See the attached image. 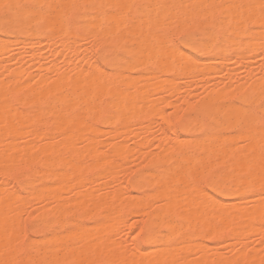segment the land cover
Masks as SVG:
<instances>
[{"label":"bare ground","instance_id":"obj_1","mask_svg":"<svg viewBox=\"0 0 264 264\" xmlns=\"http://www.w3.org/2000/svg\"><path fill=\"white\" fill-rule=\"evenodd\" d=\"M29 1H33L35 5H40L43 3L44 5L57 4V3L71 5V4H76L77 1L80 5L93 4V3L96 4L140 3V4H149V5L154 4V6H158V7L151 8L153 10L152 13H151V9L150 11L148 10L149 12H147V9H144L143 13L146 15V17L150 16L152 23L154 25H157L164 32L173 31L172 29L170 30L166 29L168 25L167 20L176 18L175 16L177 14L180 15L182 14L184 16L185 22L188 21L191 22V20L197 19L198 21L208 23L209 25L207 29H209V31L205 32L203 30L204 35H213V34L216 35L217 33H221L225 38L222 48L219 49L214 54L210 56L201 57L200 59L195 60L194 64L191 67L185 68L178 65H174L175 67H173V65L170 64L168 70L164 72L163 75H158L154 73L150 77L148 84L147 82H145V80H143V78L146 77H144V75L142 74L143 72L141 71L139 72L141 73L140 74L141 76H137V78L132 76L134 75L132 73L131 74L125 73L122 77L116 78L117 83L120 84V87L116 88L110 82H102L103 80L100 79L98 73L100 66L98 65L99 63L97 64L96 62L95 65L92 67L91 73L84 72L78 74V77L83 80V85H81L78 88V90L81 93L86 89L88 96L76 95L73 93L75 89L73 85L75 74L70 75L69 73L70 67L75 65L73 61H68L65 65L62 66L61 69H63V71L56 78L55 81H50L46 79L43 80L42 85L38 86L35 92L33 93H31L32 92L31 88L27 87L26 85H23V80H27L30 78L38 79L40 78V75L39 74L32 75L30 72L27 71L26 68L17 71L13 75V77H9L8 79L5 80H0V125L5 124V126H1L0 128H8V127L18 128L21 118H27V119L32 118V120H27V122L25 123V126L30 128L33 127L34 125H38L39 122L46 117L48 118L55 117L52 119L53 120L55 119L57 130H59L60 127H64L65 129H67V131L65 132L58 131L59 132L58 138H60L63 141V144H65L66 142L74 143L76 139L73 137L72 131L74 129H82L84 132L83 140L86 143L85 152L83 153V160L88 161L90 159H95L97 162V165L92 172L91 180H93L95 176H98L101 173L103 174L109 173L112 176H116V175L118 176L122 171L117 172L115 170V164H114L115 161L117 159H120L121 163L123 164L124 162L126 163L128 158L134 151L129 145H127L128 144L127 141L134 136H142L145 134L148 135L151 132L150 128L145 127L144 124L142 125V122L143 121L145 122V120L149 116H153L155 112L163 110L160 104L158 103H152V102L147 103V96L155 93L153 87L156 84L162 82L163 83L162 91H166V92L168 91L169 87H171V89L173 90L171 94L172 95L175 94L176 96V94L178 93H176L175 88H177L180 84L183 83L182 81H180V79L184 80L189 77H192V74L194 72H198L197 70H200L201 68H205L203 72L201 71V75L199 76L197 75L198 78L195 77L196 75L194 76L195 78H197L195 84L198 82L199 84L202 83V85L204 86L211 82L209 91L205 95H203V97H201V99L198 102L185 101L187 108L195 107L196 109L206 108L216 102L224 101L226 98H234L238 96L249 97L251 91L253 90L259 91L264 88V70L260 73L261 77L256 78V76L253 75V73L250 71L244 76H237L234 74L235 72L231 73L230 70L227 69L225 66H224L225 68L220 66L222 64L225 63L227 64L228 62H230L233 56L240 58L244 64H247L246 66L249 65L251 66L250 63H252V61L248 62L247 59H254L260 53L262 47L261 34L259 33V31L251 32L248 30L249 27L253 26L252 21L259 17L260 9L258 7L254 9H248V8H235V7H227V6L248 5V4L259 5L261 0H229L224 12L220 11L218 5V3L223 0H211L210 2L207 3L205 0H200V1L197 0H46V2L45 0H0V8L2 9H4L2 7V5L4 4H10L13 6L11 8V11L5 10L2 14H0V44L6 41L5 40L6 37H12L13 35L16 36V34L25 31L28 25L32 24L33 22L41 21V20L45 22L46 29L48 30L49 33L55 35L59 34L61 41L63 42L68 41V36L71 33V31L70 28H68L69 26L67 27L66 25V19L63 16V12L60 11L56 15H50L46 10L42 13L34 7L33 9H29L26 7V3ZM204 5H216L217 7L206 8L203 7ZM132 14L133 16L137 14L136 9L132 10ZM182 15L181 17H183ZM79 20H80L79 21L80 28L85 31L82 34L72 32V34H70L69 36V39H71L70 37L72 36L74 37V39L78 37L79 38L78 40L82 38H84V40H88L85 38V35H87L88 33H92L91 35L94 36L95 40H100L109 46H111V44L114 42H118L119 44V42L124 41L125 38L127 43L133 44L134 46V40L129 37H135L140 31L139 22H137V26H129L126 23H120L118 27H112L113 18L102 16L101 10H96V12L94 13L90 9L88 12L85 13L84 16H81ZM210 28H212V30ZM213 30L214 33H212ZM26 32H28V30ZM144 32L147 33L146 27L144 28ZM29 36H30L29 45L31 46L27 48L28 50L30 49L29 51L31 50L33 51L35 49V44L37 43V42L35 43L33 40L37 36V34L32 33ZM154 38L160 39L161 37H154ZM54 39L55 38H50L49 36L46 37L47 42H50ZM90 39L91 38H89V40ZM18 42L21 43L20 40ZM20 43H18V45ZM7 44L8 42L5 45ZM5 45L4 46L2 44L0 45L1 55L5 54L9 49L8 48L9 45L8 46ZM239 46H241V48L240 51L237 52L236 50ZM248 49L250 50V54L247 55L246 57V51ZM36 51H38L37 54L38 58L42 57V55H45L44 49H40L38 47ZM134 51L130 47L128 50H126V53L132 55L133 57L132 63L139 66L140 69H143L144 65L141 64L138 59H136V56L138 54L137 50L136 53ZM25 53L27 52L17 51L14 54H10L11 56H9L8 59L9 58L11 59L7 61H11V60L18 61L19 59L25 57ZM63 54L62 56H64V58L67 57L68 55L66 53ZM13 56L15 57V59H13L14 58ZM85 56H87L86 49L80 50L78 52L79 58H83ZM212 58L213 61H211ZM6 63H8L6 62V59H3V62H1L0 65V69H3L9 65V63L8 64ZM246 66L244 65L243 67ZM43 68L44 66H42L41 64L40 70ZM174 70H176V73L180 78L179 81H173L172 79H168V76ZM96 72L98 73V75ZM226 74H228V76L230 75L229 76L230 78L227 77L228 81L223 82L221 79H219ZM162 76H165V79L162 80L161 79ZM132 77L134 78L133 80ZM217 78L219 79V81L215 80ZM126 79H130L131 81L130 82L128 81V83H124ZM101 90L107 91L108 93L107 102H105L104 104L93 102L94 104L96 103L98 105H93V103L91 105L88 101H90V98L92 99L93 97L92 95H97L98 92ZM129 94H132V99L131 97H128ZM189 97L194 99L195 95H189L188 98ZM52 100L53 103H50ZM58 103L65 104L63 105L65 107L63 114L56 112L58 111L57 110L58 108H56V105H58ZM85 108L89 110L88 112H91L90 117H86L84 115V112L87 111V110L84 111ZM76 109L79 110L81 113L80 115L78 114L77 117L72 118L70 113L72 112V110H76ZM175 110L178 109L175 108ZM101 113H106V120L104 119L103 120L105 121V124L108 126H111L114 123V121L124 120L123 125H121L122 128L119 126L121 128L120 130H117L118 128L114 130V132H116V130L117 132L113 136H111L112 138L111 139L112 141L110 143L111 149L105 153H102L100 151V143L99 142L93 143L94 141L90 138L91 134H99L102 132L97 122L99 120ZM46 120L44 121V123H46ZM121 130L125 131V136L122 139L118 135V131ZM173 135L174 137L178 136L177 133H173ZM200 143L202 144V142ZM63 144L57 146L52 151L49 152L47 151L48 154L44 155V158H42L43 157L42 155L38 156L41 159H37V157L34 155L32 150L25 149L26 154L23 156L24 158L22 157V159H20V161L21 160L23 161L24 159V162L28 166L33 167V165L36 164L38 160H40V163L43 164V166H45L44 168L49 170V168H51L57 162L53 156V153L56 152L57 150H60L63 147L62 146ZM148 144L149 143L146 141L141 142L138 145L136 144L138 146L137 149H143ZM188 144L189 143H184L179 145L177 147L178 148L177 156L173 158L169 156L167 154V151L164 149L157 156H152L150 158L148 157L149 158L148 160L151 164L158 165L160 167V173L146 172V175L141 179L143 180L144 178L148 177L150 182L148 181L147 184H151L152 186L151 192L148 194L146 193L144 195V198H140L136 196L137 194L134 196L132 195L131 199L129 198V200L128 198L124 199L122 197L116 196L117 193L123 192L125 190V187L112 188L104 197H102V195L99 196V194L96 195L95 193H92L91 198L93 199V206H94V208H92L93 211L94 210L101 211V209H106L108 206L111 205L121 210L120 215L129 218L131 216H135L137 213H142L143 215L148 213V210L152 205L151 201L153 200V198L159 201V203L160 201H164L161 202L160 204L162 205L161 207L160 205H158L159 208L156 209L153 219L149 223L145 224L144 227L154 229L157 226L160 217L162 216L161 214L165 212H173L172 219L169 222L164 221V223H165L166 231L171 230L173 232V236L175 238L178 237V239L177 240L175 239V241L173 242L175 248H178L179 246L183 245V243L185 242L184 236L186 234L188 226L192 225L193 227H195L196 225L199 224V225H204L206 229L211 228L212 226L211 220L213 219L214 211H216L217 208L224 206L226 204L224 202V198L227 197H223V199L217 200L216 205L212 207L208 203H203L202 200L198 198L195 190V195L193 196L195 199L191 201L192 203L190 208L188 209L184 208L181 199H176V201H174L173 203L172 206L173 208H168L165 202L166 199H164V192L160 190L161 186L164 184L165 191H168L173 189L176 184L182 183L187 187V189H189L192 187V181L197 176L201 175L200 171L198 170L199 164H203L204 169H206L209 167V164L211 165L213 159L219 158L221 156L227 158H236L234 167L231 166L235 172H239V173L242 171L246 172L248 170L249 164H251L253 168V179L258 180L259 179L258 174L260 171V163H261L260 147L259 144L257 143L255 145H249L247 149L227 148L221 150V149H214L211 146H203L202 144L201 149L195 152L196 154H194L193 152L192 154L194 155L192 154L189 155L191 151H189L188 148L186 147V145ZM133 147H135V145ZM71 151H73V153L69 154L70 155L69 163L71 169L74 170V172L83 170L85 167L84 165L79 164L77 162L76 153L74 149ZM137 151L138 150H136V152ZM38 152L39 153L43 152V149L39 148ZM253 152L255 153L254 155L252 154ZM4 161H6L5 158L0 157V169H3V167L5 166ZM181 162H183V164H181ZM178 163H180L179 167H175L173 165ZM180 165H184V166H180ZM172 166H174V168ZM125 172L126 171H124V173ZM141 172H143V170ZM35 173L37 174L38 171H36ZM39 173L42 174L43 179H46V181L49 180L50 182L48 184L45 182L47 184L45 185V188L42 189L37 188L38 189L37 190L34 189V187H31L35 191L32 190V192H29L27 195L22 194L15 189H11V193L16 196V200L13 203L15 210L18 209L19 205H21L22 203L32 201L37 196L45 195V194L47 195L54 194L57 191V188H59L63 184H65L64 185L65 192L67 194L72 193L73 187L71 181L62 183L63 182L62 178L56 177L55 174L51 175L50 172L48 171L39 172ZM139 173L132 175V179L135 180L136 176L139 175ZM0 176L2 177L4 176L3 172H0ZM36 176L38 177L39 174H37ZM40 177L38 178L40 179ZM34 181L36 180L34 179ZM3 185H7V183H4ZM1 200H3V198H1L0 201ZM229 204L230 203H227L226 205ZM60 205H62V203L60 204L58 203L57 207ZM232 206H234V204ZM236 209L234 208V210ZM230 211H232V209L229 211H227L226 209L224 210L223 212L224 217L222 219L223 222H228L231 216H233L232 219L234 220L235 224L236 223L238 224L240 220L244 222V225H242L241 229H239V227L241 226L239 224L238 226L236 225L233 226V227L236 226L239 229V232L237 234L238 243L236 245L249 242L251 230H253L252 224L263 222L264 212H262L260 208L255 207L250 210L249 214L247 213L243 216H239V214L237 213L239 211H236L235 215L233 214L229 217V214H231ZM183 212L184 214H182ZM198 214H201V216L199 217ZM109 216L111 223L107 226L108 236L107 239L104 240L105 243L106 242L110 243L112 242V240L118 237V230L116 229V224H115L117 217L111 214H109ZM15 218H16L15 214L14 216L5 215L4 208H2V205L0 204V244L4 245L2 248H0V259H3L4 262H10L18 258L19 235H17V233H19L20 230V225H19L20 220H18L19 222L16 221L15 223H12L11 221L15 220ZM131 226L132 225H130V227ZM233 229H230L229 231L230 232L234 231ZM60 231L62 232L63 229H61ZM254 231L256 233H261L260 228H254ZM101 236L102 235L99 233L94 235H88V240H86L87 242H85V244H90L93 240H98V242L102 244L103 241H101L102 238ZM55 239L56 240H54L53 244L57 243L60 238L57 237ZM41 241L46 242L45 240L44 241L41 240ZM77 241H79V238H74L71 241L72 242L71 244L73 245ZM218 242L219 239H216L211 243L210 246L206 247L202 239H197L194 242H192L189 246L191 248L197 247V248L215 249L217 247ZM236 245L234 246L236 247ZM141 248L139 249L135 248L133 250V253L129 254L128 256L125 250L123 249L121 250V248H117V249L114 248L113 252L115 253L116 256L115 260L127 261L128 264H133V262H135V264H139L141 260L149 259L152 260L154 264H163V261L166 258H168L167 254L164 253L165 249L156 250L153 254H150L151 252L148 254L146 253V251L144 252ZM71 251H75L77 254H79L80 248L72 246L71 250L67 249L66 253L70 255ZM176 251L177 249L174 250L173 255H175ZM190 256L191 254L182 257V262L180 264H192V262L195 259L193 258L191 260L190 259L188 260ZM202 257L203 256H200V258ZM212 264H264V255L262 256L258 252L252 251V254H240V255L233 254L232 258L231 257L224 258L223 256H218Z\"/></svg>","mask_w":264,"mask_h":264},{"label":"rangeland","instance_id":"obj_2","mask_svg":"<svg viewBox=\"0 0 264 264\" xmlns=\"http://www.w3.org/2000/svg\"><path fill=\"white\" fill-rule=\"evenodd\" d=\"M197 1H200V0H197ZM205 1L207 3V2H210L211 0H205ZM228 1L229 0H223L218 3L219 6L220 5L224 6V7H219L221 12H224ZM76 4L80 5L78 1ZM135 4H140V3H135ZM34 5L35 4L33 1H29L26 3V7L29 9H33L32 6ZM152 5L154 6V4ZM150 9L151 8L147 9V12H149ZM78 10L79 9L74 10L73 15H76L79 18L85 15L86 12H84L83 9L79 11ZM4 11L5 9L0 8V14H2ZM6 11H11V8ZM40 12L43 13L44 11H40ZM152 12L153 10L151 9V13ZM177 15L175 16L176 18L167 20V24H168L166 27L167 30L172 29L174 32H177V34L185 33V32L187 33L199 32L200 35H204L203 28L205 27L207 28L209 25L208 23L198 21L197 19L191 20V22L190 21L185 22L184 16L182 14L181 15L183 17H181L180 14H177ZM79 18L74 23H69L66 20V25L67 27L69 26L68 28H70V31H71L70 34H72V32L82 34L85 31L80 28ZM210 29L212 30V28ZM27 30L28 32H26ZM32 33L37 34V36L33 40L35 43L36 42L37 43L35 44V49L33 51L32 50L29 51L30 49L28 50V48L29 46H31L29 45V41H30L29 35ZM212 33H214V30L212 31ZM91 34L92 33H88L87 35H85V38L88 40H84V38H82L83 40L82 39L78 40L79 39L78 37L76 38L77 39L76 40L72 36L70 37L71 39H69V36H68V41H69V44H68V41L63 42L60 40L59 34L55 35V34L49 33L48 30L46 29L45 22L43 20L33 22L32 24L26 27L25 31L16 34V36L13 35L12 36L13 38L6 37L5 38L6 41L4 40L5 42L1 43L4 46L8 42V44L5 46L9 45L8 46L9 49L5 54H2V55L0 54V65H1V62H3V59H6V62H8L9 65L3 69H0V80H5V79H8L9 77H13V75L17 71H19L20 69L26 68L27 71L30 72L32 75H37V74L40 75V78L38 79L30 78L27 80H23V85H26L27 87L31 88V91H32L31 93H33L35 92L38 86L42 85L43 80L46 79L50 81H55L56 78L63 71V69H61L62 66L65 65L68 61H73L75 65L71 66L69 70L70 75L75 74L74 80H73V85L75 89L73 93L76 95L88 96L86 89L85 91L81 93L78 90V88L81 85H83V80L78 77V74H81L84 72L91 73L92 67L95 65L96 62L97 64L99 63L98 65L100 66V61L97 60L96 50L100 47L99 43L102 42L100 40H95L94 36ZM48 36L50 38H55V39L50 42H47L46 37ZM216 37L218 40L222 42L225 41V38L221 33H217ZM89 38H91L90 39L91 41L89 40ZM19 40L21 41V43L18 42ZM124 41H120L119 44L118 42H114L111 44V46L115 45L118 49L124 51L125 55L132 62L133 57L132 55L127 54L126 50H128L131 47V49L134 51L136 49V46L135 45L133 46V44L127 43L126 38ZM18 43L20 44L18 45ZM38 47L40 49H44V52H45V55H42V57H39V58L37 57L38 51H36ZM240 48L241 46H239L236 51L239 52ZM85 49L87 50V56L83 58H79L78 52L80 50H85ZM136 50L134 51L135 53H136ZM15 51L16 52L22 51V52H27V53H25L24 58L19 59L18 61L16 60L7 61L11 59V58L8 59V57L11 56L10 54L16 53ZM63 53L68 54L67 57L64 58V56H62ZM249 54H250V50L248 49L246 51V57ZM31 58H34V59H31ZM213 58L211 61H213ZM13 59H15V57ZM247 61L248 62L252 61V63H250L251 66L249 65L250 67L246 66L247 64H244L240 58L233 56L230 62H228L227 64L226 63L222 64L220 66L221 67L225 66L227 69L230 70L231 73L235 72L234 74L237 76H244L250 71L253 73V75L256 76V78H260L261 77L260 73L264 70V57L258 54L256 58L247 59ZM41 64L42 66H44V68L40 70ZM244 65L246 67H243ZM137 67L139 68V66ZM173 67L175 66L173 65ZM204 69L205 68H201L200 70H197L198 72H194L192 74V77H189L184 80L180 79L178 74L176 73V70H174L168 76V79H172L173 81H179L180 79V81L183 82L177 88H175L176 93H178L176 94V96L175 94L173 95L171 94L173 92L171 87H169L167 92L162 91V85H163L162 82L156 84L153 87V89L155 90V93L147 96V103L148 102L158 103L160 104L163 110L155 112L153 116L148 115L150 117L149 118L147 116L149 118V119L147 118L149 121L146 119L145 122L143 121L144 123L142 122V125L144 124L145 127L150 128L151 132L148 135L145 134L142 136H134L130 140L127 141L128 144L127 143L126 144L129 145L134 151L128 158L129 161L127 160L126 163L125 162L124 164L121 163L120 159H117L115 161L114 163L115 170L117 172L122 171L118 176L117 175L112 176L109 173H105V174L101 173L100 175L95 176L93 180H91L92 172L95 169L97 162L95 159H90L88 161L83 160V153L85 152V145H86V143L83 140V135H84L83 130L74 129L72 131V135L76 139V141L74 143L66 142L65 144H63V141L60 138H58V133L65 132L67 131V129H65L64 127H60V129L57 130L55 119L54 120L52 119L55 117H52V118L50 117L51 119L46 117L44 118L45 120L47 119L46 123H44L45 120L42 119V121H40L38 125H34L33 127H30V128L25 126V123L27 122V120H32V118L31 119L21 118L18 128H11V127L0 128V157H4L6 160L4 161L5 166L3 167V169H0V172H4L6 167L16 169L17 165L19 166L20 164V165H23V168L25 170H28L31 168V171L33 172V175H34L33 176L31 172L30 175L26 176L28 178L23 177L24 179L23 186H21L16 180L8 179L5 176L3 177L0 176V199L3 198V200L0 201V204L2 205V208H4L5 215H8V216H14V214L16 215L15 220L11 221L12 223H15L16 221L19 222L18 220H20V224H19L20 230H19V233H17V235H19L18 237L19 241H23L25 237H27L28 240L32 241V244L41 243L40 245H45V244L52 245L54 240H56L55 238L57 237L49 238V233L55 232L57 231V229L53 226V227H49L47 230H43V228L40 226V222L42 220L56 222L59 220L62 221V220L75 217V219L80 225L85 226L83 229L85 235L83 237H80L79 241H77L76 243L72 245L73 247H78L80 248V250L81 249L86 250L89 246V244H85V242H87L86 240H88V235H94V234L99 233L102 235L101 241H103V243L101 245L107 246V250L113 259L116 258L115 253L113 252L114 248L116 249L121 248V250L122 249L125 250L127 253V256L133 253L135 246L127 242V235H128L127 232H118V237L112 240V242L110 243L104 242V240H106L108 236L107 226L111 223L110 216L109 214H106L103 211L102 212L99 210L93 211L92 208H94V206H93V199L91 198V195L92 193H95L96 195L99 194V196L102 195V197H104L107 195V193L112 188L125 187V190L121 193H117L116 196L122 197L124 199L128 198L129 200V198L131 199L132 195L134 196L137 194L136 196L140 198H144V195L146 193L148 194L151 192L152 186L151 184H147V182L149 181L148 177L144 178L143 180L139 182L137 181L136 183H133L134 180L132 179V175L138 174L139 172L141 173L142 170L145 173L146 172L147 173H150V172L160 173V167L158 165H153L149 162L148 159L150 157L157 156L164 149L167 151V154L173 158L177 156V153H178L177 147L179 145L184 144V143H193V141L189 140L188 137L184 133H177L178 135L177 137H174L173 133L170 135L164 133L163 128L161 127V124L158 123V121L160 120L161 116H163L165 120H168L169 117H172L175 120H179L180 116H183L188 112H192L196 110L195 107L187 108L185 101L198 102L201 99V97H203V95H205L209 91L211 82L204 86L202 85V83L199 84L198 82L195 84V81L197 80L198 76L201 75V71L203 72ZM140 70L143 72L142 74L144 75V77H146V78H143V80H145V82H147L148 84L150 77L154 73L149 72L146 68H143ZM98 73H99L100 79L103 80L102 82H109L107 79H105V74L103 73V69H101V67ZM132 74H134L132 76H134L135 78H137V76H141L140 75L141 73L139 72H133ZM194 76L197 78H195ZM229 76L228 74H226L222 78H219V79H221L223 82L224 81L226 82L228 81L227 77L230 78ZM130 79H126L125 81L124 80L123 81L124 83H128V81L129 82L131 81ZM133 79L134 78L132 77V80ZM161 79L162 80L165 79V76H162ZM219 79L217 78L215 80L219 81ZM189 95H195V98L194 99L190 97L188 98ZM92 96H91L92 99L89 97L91 102L88 101L91 105L93 102L104 104L105 102H107L108 93L107 91L101 90L98 92L97 95H92ZM128 97H131L132 99V94H129ZM248 98L253 100L256 104H259L261 99H264V88L259 91H255V90L251 91ZM50 103H53V100ZM96 103L95 104L93 103V105H98ZM63 105L65 104L58 103V105H56V108H58L57 109L58 111H56L57 113L59 112L63 114V111L65 109ZM169 106L172 107V111L168 112L165 115V109H168ZM175 108H177L178 110H175ZM85 110L87 109L85 108L84 111ZM88 111L89 110L84 112V115L86 117L91 116L90 115L91 112H88ZM80 113L81 112L76 109V110H72L70 115L72 118H74V117H77L78 114L80 115ZM177 113H179V115H176ZM103 119L106 120V113H101L99 120L97 121L102 132L99 134H91L90 138L94 141L93 143L99 142L100 151L102 153H105L111 149L110 147V143L112 141L111 136H113L117 132V130H120L122 128L121 125H123L124 120L114 121V123L111 126H108L105 124V121ZM1 126H5V124L0 125V127ZM116 128L118 129L116 130V132H114ZM118 135L122 139L125 136V131H122V130L118 131ZM144 141L148 142L149 144L143 149H137L138 148L137 145ZM61 144H63L62 145L63 147L60 150H57L56 152L53 153V156L57 162L55 161L56 164H54L51 168H49V170L44 168L45 166H43V164L40 163V160H38L39 162L37 161L38 163L36 162V164H34L33 167L28 166L24 162V159L23 161L22 160L20 161V159H22V157L26 154L25 149L32 150L34 155L37 157V159H41L38 156L42 155L43 156L42 158H44V155L48 154L49 151H52L53 149H55L57 146H60ZM134 145L135 147H133ZM39 148L43 149V152L39 153L38 152ZM73 149L76 153L77 162L79 164L84 165L85 167L83 170L74 172V170H72L70 167V163H69L70 155L69 154L73 153V151H71ZM136 150L138 151L136 152ZM192 153L193 152L189 153V155H191ZM194 154L196 153L194 152ZM213 160L211 162V165L209 164V167L206 169H204L203 164H199L198 170L200 171L201 175H203L205 171L207 172V171L219 170L221 173V176L224 177L234 170L231 166L234 167L236 158H227V157L221 156ZM179 164L180 163L173 164V165L175 167H179ZM181 164H183V162H181ZM174 166L172 167L174 168ZM180 166H184V165H180ZM41 169L42 170L44 169V170L42 171ZM33 170L35 172L38 171L37 173L39 174L38 177L41 176L42 178L40 177L39 179L36 176L37 174ZM45 171L50 172L51 175L55 174L56 177H61L63 181L62 183L71 181L72 187H73L72 193L67 194L64 190L65 184H63L59 188H57V191L54 194H49V195L45 194V195L37 196L32 201L22 203L21 205H19L18 209L15 210L13 203L16 200V196L11 193V189H15L19 191L20 193L27 195L29 192H32L33 189L31 187H34V189L45 188V185H47L50 182L49 180L46 181V179H43L42 174L39 173V172H45ZM124 171L126 172L124 173ZM236 173L239 174V172H236ZM34 179L36 181H34ZM194 180L193 181L191 180L192 187L189 189H187V187L182 183L176 184L173 189L168 190V191H165L164 184L161 186L160 190L164 192V199H166L165 202L168 208H173L172 206H173L174 201H176V199H181V202L184 208L188 209L191 207V203H192L191 201L195 199L193 197L195 195V189H194L195 186L193 185ZM253 180H256V179H253ZM4 183H7V185H3ZM220 199H223V197ZM161 202H164V201H160L159 203V201L153 198V200L151 201L152 205L149 208L148 213L144 215L142 213H137V214L135 213L136 214V215L134 214L135 216H131L129 218L134 220L136 224L140 225L141 227H144L145 224L149 223L153 219L155 211L157 208H159L158 205H160ZM224 202L226 204L227 203H230V204L229 205L225 204L224 206H221L217 208L216 211H214V216H213V219L211 220V225H212L211 228L206 229L204 225H199V224L196 225L195 227L190 225L188 226V229L184 236L185 242L183 243V245L179 246L178 248H175V246H173L170 249L164 250V253L167 254L168 258H166L163 261V264H180L182 262V257H185L188 254H191L188 260L189 259L191 260L193 258L195 259L192 262V264H212L218 256H223L224 258L225 257L232 258L233 254H237V255L252 254V251L258 252L262 256L264 255V227H262V224H264V221L252 224L253 230H251L249 242L236 245L238 243L237 234L239 232V229L242 228V225H244V222L241 220L238 222V224L241 225L238 229V227H236L238 226V224L237 223L235 224L234 220L232 219L233 216H231L233 214L235 215L236 211H239L237 212L239 216H243L247 213L249 214L252 208L257 207L261 209L259 200L253 199V198L243 199L241 196H232V197L224 198ZM58 203L59 204L62 203V205L57 207ZM233 204L234 206H232ZM210 205L213 207L216 205V202ZM161 206L162 205H160V207ZM227 206L229 207V209ZM234 208L235 209L237 208V209L234 210ZM225 209L227 211L232 209V211H230L231 214H229V217L231 216V218L228 222L222 221L224 217L223 212ZM182 214H184V212ZM161 215L164 217L162 216L160 217V220L158 221V224L154 229L158 231H166L164 221L169 222L173 217V212H165ZM198 216L200 217L201 214H198ZM33 224L37 225V230L35 231L31 230V225ZM130 225L131 224L127 225L128 232H131L133 230V227L132 226L130 227ZM234 225L236 226L233 227ZM233 228H236V229H233ZM254 228H260L261 233H256L254 231ZM230 229H233L234 231L230 232L229 231ZM60 230L61 229H59L58 231ZM208 233H211V235L215 238L207 239L206 237ZM44 238H48V239H44ZM177 239L178 237L176 238V240ZM197 239H202L206 247L210 246L211 243L216 239H219V242L217 243V247L215 249H206V248H197V247L191 248L189 245ZM41 240L43 241L45 240L46 242H42ZM174 241H172V243ZM234 245H236V247ZM3 246H4L3 244H0V248H2ZM31 246L32 245H29V247ZM141 247L140 248L144 252L146 251V253L148 254L150 252H151L150 254H153L156 251V249H153L147 245H144ZM175 249H177V251L175 255H173V252ZM66 252H67V249L65 250L64 254L68 255ZM50 255H51L50 253L45 251L43 253H40L38 256H33L32 258H46ZM200 256H203V257L200 258ZM0 260H1L0 262H4L3 259H0Z\"/></svg>","mask_w":264,"mask_h":264},{"label":"snow or ice","instance_id":"obj_3","mask_svg":"<svg viewBox=\"0 0 264 264\" xmlns=\"http://www.w3.org/2000/svg\"><path fill=\"white\" fill-rule=\"evenodd\" d=\"M5 10L12 8L10 4H4ZM38 11H47L50 15H56L62 11L64 18L69 23L78 20V16L73 15L74 10L83 9L88 12L90 9L95 13L101 10V15L112 17V27H118L120 23H126L129 26H137L139 22L140 31L135 37H129L134 40L137 49L136 59L144 65L149 72L163 75L169 68V65H178L182 67H191L195 60L201 57L210 56L222 48L223 42L218 40L216 35H200L197 33H180L174 31H162L151 21V17L143 13L144 9L153 6L149 4H40L32 6ZM206 8H214L216 5H204ZM219 7H224L220 5ZM235 8H259L260 14L257 19L252 21L249 31H259L261 34L260 55L264 57V0L259 5H228ZM136 9V15L133 16L132 10ZM147 28V33L144 28ZM205 32L209 29L205 28ZM154 37H161L156 39ZM97 51V60L100 61V67L103 69L105 79L114 87L119 88L120 84L116 79L122 77L125 73L140 72L136 64L125 55L124 51L118 49L115 45L109 46L101 42ZM172 111L169 106L165 109V115ZM176 115H179L177 113ZM158 123L161 124L164 133H184L193 143L186 145L189 151H199L203 146H211L214 149H239L249 145L259 144L261 163L259 179L253 180V168L249 164L248 170L239 174L234 170L227 176L222 177L219 170L207 171L199 175L194 180V186L198 198L203 203L214 204L222 197L241 196L243 199H258L261 211L264 212V99L259 104L246 96L235 98H226L224 101L216 102L206 108H197L195 111L188 112L180 116L179 120L169 117L165 120L161 116ZM202 142V144L200 143ZM255 154L254 152L252 153ZM31 174V169L25 170L23 165L16 169L6 167L3 175L11 180H16L21 186L24 185L23 177ZM146 175L141 172L136 176L133 183L140 181ZM250 207V206H249ZM106 214L117 217L115 222L118 232H127V242L136 249L147 245L153 249H170L174 246L172 241L176 238L171 230L158 231L153 228H145L136 224L131 218L120 215V209L115 206H108L101 209ZM131 224L133 230L128 232L127 225ZM40 226L43 230L49 227H55L57 231L49 233L50 237H59V241L52 245L32 244L27 237L23 241H18V258L10 262H0V264H128L127 261H117L112 258L106 245H101L98 240H93L88 248L81 249L79 254L71 251L70 255H64L66 249L71 250V241L74 238H80L85 235L83 229L75 217L62 221H41ZM264 227V224H262ZM63 229V231H58ZM31 230H37V225H31ZM207 239H214L211 233L207 234ZM48 239V238H44ZM29 245H32L29 247ZM48 252L51 255L46 258H32L40 253ZM55 257V258H53ZM135 264V262H133ZM139 264H154L152 260L144 259Z\"/></svg>","mask_w":264,"mask_h":264}]
</instances>
